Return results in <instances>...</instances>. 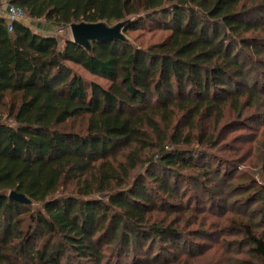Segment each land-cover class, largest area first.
<instances>
[{"label":"trees","instance_id":"1","mask_svg":"<svg viewBox=\"0 0 264 264\" xmlns=\"http://www.w3.org/2000/svg\"><path fill=\"white\" fill-rule=\"evenodd\" d=\"M14 3L59 28L128 20L126 31L168 33L147 47L113 38L86 48L0 13V264L178 261L206 233L168 218L203 216V198L223 205L219 244L244 254L229 260L264 264V183L216 152L249 108L264 112V20L251 18L264 1Z\"/></svg>","mask_w":264,"mask_h":264},{"label":"rangeland","instance_id":"2","mask_svg":"<svg viewBox=\"0 0 264 264\" xmlns=\"http://www.w3.org/2000/svg\"><path fill=\"white\" fill-rule=\"evenodd\" d=\"M264 0H259V2H263ZM251 18L254 20H264V14L256 13L253 14ZM136 18V17H135ZM27 25L30 26L32 30L35 32L43 33V34H51L55 35L59 43L62 45L66 39L73 38L71 34L70 25L65 26L63 28L54 27L51 23H48L44 19H33L29 18L25 21ZM116 22H109V25H114ZM124 35L128 38L133 44L141 45L143 47L150 46L154 43L160 42L165 38L168 32H164L160 29L149 28L144 24L134 27L131 30L126 31V28L123 30ZM72 67L77 71V73L81 74L87 81H97L104 86L108 85V81L102 79L96 75H91L88 72L84 71L81 67L77 65H72ZM256 111L255 107L249 108L247 116H249V120H243L242 124L240 122L236 123L229 129V134L227 138L220 144V152H218V148L216 150L219 155L229 161H239L241 164L239 169L249 176L254 175V178L259 181V183H264V172L261 165L256 163V157L258 155L257 148L258 145L263 141L264 138L260 140V134L264 131V112L261 115L253 116V112ZM229 116L232 117V114L229 112ZM229 116H225V119ZM234 118L227 119L225 121H232ZM225 122L219 125V129ZM85 124L84 121L78 119L77 121H73L69 124V127H73L74 130H79L81 126ZM239 124V125H238ZM248 126L247 127H245ZM256 135V136H254ZM257 137V138H256ZM260 141L259 144L256 143V140ZM259 138V139H258ZM234 144L235 150H228ZM204 203L201 204V209H204L201 217L195 218L194 212H181L179 214L170 215L168 221L178 219L177 223L184 227L189 226V229H193L197 231L198 228H202L204 233H206L205 237L197 238L194 246L197 251L195 255H190L187 251L182 250L176 254V260L173 258L166 257L163 258L162 263L160 261H156V263L152 264H236L232 258L231 261L229 257L239 258L244 257V254L237 252L236 249H232L231 253L228 252L227 246H223L219 244L218 239L222 238L217 228V222L220 221V218L215 216L213 213L219 214L223 205L212 206L209 200L203 198ZM162 216V215H161ZM199 222V223H198ZM191 223V224H190ZM249 256L245 255V259H248ZM124 264H131L130 260L127 259Z\"/></svg>","mask_w":264,"mask_h":264},{"label":"water","instance_id":"3","mask_svg":"<svg viewBox=\"0 0 264 264\" xmlns=\"http://www.w3.org/2000/svg\"><path fill=\"white\" fill-rule=\"evenodd\" d=\"M128 20L116 22L109 25L103 21L100 22H78L70 25L73 40L86 48H90L92 41H103L109 39L124 40L126 36L123 30L128 25ZM10 197L19 202L31 203L32 200L23 193L11 191Z\"/></svg>","mask_w":264,"mask_h":264},{"label":"built area","instance_id":"4","mask_svg":"<svg viewBox=\"0 0 264 264\" xmlns=\"http://www.w3.org/2000/svg\"><path fill=\"white\" fill-rule=\"evenodd\" d=\"M14 1L17 0H7V5L0 2V12L4 13L10 23L14 21H22L25 22L28 19V16L25 10L19 6H17ZM10 31H13V27L10 24Z\"/></svg>","mask_w":264,"mask_h":264},{"label":"crops","instance_id":"5","mask_svg":"<svg viewBox=\"0 0 264 264\" xmlns=\"http://www.w3.org/2000/svg\"><path fill=\"white\" fill-rule=\"evenodd\" d=\"M0 2H2L4 4V7L5 5H7V0H0ZM1 13V12H0ZM27 24V23H26ZM29 26V25H28ZM30 27V26H29ZM35 31V30H34ZM38 33V32H37Z\"/></svg>","mask_w":264,"mask_h":264}]
</instances>
